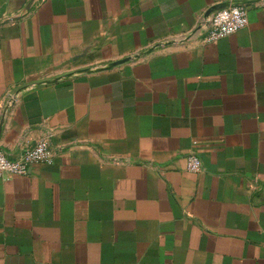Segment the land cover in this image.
<instances>
[{
	"label": "crops",
	"instance_id": "0c3cea01",
	"mask_svg": "<svg viewBox=\"0 0 264 264\" xmlns=\"http://www.w3.org/2000/svg\"><path fill=\"white\" fill-rule=\"evenodd\" d=\"M42 138L0 177V264H264V0H0V148Z\"/></svg>",
	"mask_w": 264,
	"mask_h": 264
},
{
	"label": "built area",
	"instance_id": "2783aa9c",
	"mask_svg": "<svg viewBox=\"0 0 264 264\" xmlns=\"http://www.w3.org/2000/svg\"><path fill=\"white\" fill-rule=\"evenodd\" d=\"M247 24V8L239 3H231L214 8L209 14L201 16L191 33L199 35L202 43L209 44L235 33ZM13 100L15 102L14 98ZM193 143L195 144V141ZM38 162L48 164L53 162L47 138L39 139L35 144L26 146L16 158L9 157L0 148V177L24 176L29 172L30 166ZM185 165L190 172L200 171L201 160L198 154L190 151L185 156Z\"/></svg>",
	"mask_w": 264,
	"mask_h": 264
},
{
	"label": "water",
	"instance_id": "95a60500",
	"mask_svg": "<svg viewBox=\"0 0 264 264\" xmlns=\"http://www.w3.org/2000/svg\"><path fill=\"white\" fill-rule=\"evenodd\" d=\"M23 90V88H21ZM21 89L17 92V94L19 92H21ZM16 94V95H17ZM16 95H11L10 99L7 101L6 105H5V111L7 110V108H9L10 106H12L14 104V100L13 98L15 99Z\"/></svg>",
	"mask_w": 264,
	"mask_h": 264
}]
</instances>
